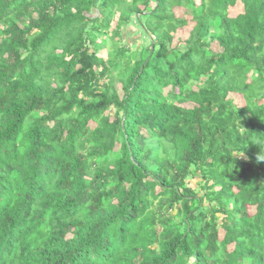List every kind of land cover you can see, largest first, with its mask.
<instances>
[{
	"label": "trees",
	"instance_id": "1",
	"mask_svg": "<svg viewBox=\"0 0 264 264\" xmlns=\"http://www.w3.org/2000/svg\"><path fill=\"white\" fill-rule=\"evenodd\" d=\"M0 264H264V0H0Z\"/></svg>",
	"mask_w": 264,
	"mask_h": 264
},
{
	"label": "rangeland",
	"instance_id": "2",
	"mask_svg": "<svg viewBox=\"0 0 264 264\" xmlns=\"http://www.w3.org/2000/svg\"><path fill=\"white\" fill-rule=\"evenodd\" d=\"M241 6L242 5H237L235 7V9H232L231 11L235 12V13L240 12L242 10ZM175 12L178 16H181L182 13L184 12V9L183 8H175ZM131 20L132 21L128 25L124 26V28H123V34H124V38H125L124 40L127 42V44H130V45L135 44L136 48H138L142 45L147 44L148 38L143 36L141 28H140L138 22L136 21L135 17H132ZM115 24H116V21H112V27L113 28H114ZM190 26H192V23L190 24ZM193 26H194V22H193ZM186 29L188 30L189 27L188 28L185 27V31H187ZM184 33L185 32L183 30V34ZM179 35L180 34L178 33L177 37L175 38V42H174L175 44L178 43V41H179ZM212 48L215 50H218V47L216 46L215 43L212 44ZM103 55L105 58L107 57V49H105L103 51ZM168 90H169V88H166L164 90V92L166 93ZM234 97H235V100L240 102L241 105L244 104V100L242 99V97H237L236 95H234ZM248 209H249L250 214H253L255 211L254 207H248Z\"/></svg>",
	"mask_w": 264,
	"mask_h": 264
}]
</instances>
